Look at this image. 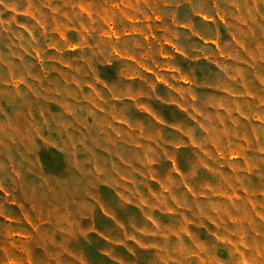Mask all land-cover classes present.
I'll return each instance as SVG.
<instances>
[{
  "label": "rangeland",
  "instance_id": "374dc122",
  "mask_svg": "<svg viewBox=\"0 0 264 264\" xmlns=\"http://www.w3.org/2000/svg\"><path fill=\"white\" fill-rule=\"evenodd\" d=\"M0 264H264V0H0Z\"/></svg>",
  "mask_w": 264,
  "mask_h": 264
}]
</instances>
